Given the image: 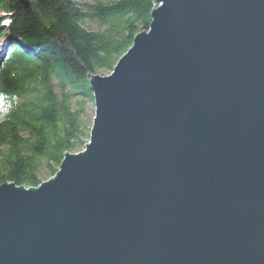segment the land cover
<instances>
[{
  "label": "water",
  "instance_id": "water-1",
  "mask_svg": "<svg viewBox=\"0 0 264 264\" xmlns=\"http://www.w3.org/2000/svg\"><path fill=\"white\" fill-rule=\"evenodd\" d=\"M150 17L88 76L84 148L0 184V264H264V0Z\"/></svg>",
  "mask_w": 264,
  "mask_h": 264
},
{
  "label": "trees",
  "instance_id": "trees-1",
  "mask_svg": "<svg viewBox=\"0 0 264 264\" xmlns=\"http://www.w3.org/2000/svg\"><path fill=\"white\" fill-rule=\"evenodd\" d=\"M25 1L0 0V184L31 187L84 148L94 115L88 76L110 72L148 29L154 0Z\"/></svg>",
  "mask_w": 264,
  "mask_h": 264
},
{
  "label": "rangeland",
  "instance_id": "rangeland-1",
  "mask_svg": "<svg viewBox=\"0 0 264 264\" xmlns=\"http://www.w3.org/2000/svg\"><path fill=\"white\" fill-rule=\"evenodd\" d=\"M76 1H79V2H86V1H92V0H76ZM87 28L89 29H96L97 28V25L93 22V21H86L85 24H84ZM141 31V30H140ZM139 32V31H138ZM137 33V32H136ZM98 74L100 75H107L109 74V71L108 70H99V72H97ZM92 107V110L91 112L94 113V105L92 104L91 105ZM49 178V177H48ZM47 178V179H48ZM46 180V179H45Z\"/></svg>",
  "mask_w": 264,
  "mask_h": 264
},
{
  "label": "snow or ice",
  "instance_id": "snow-or-ice-1",
  "mask_svg": "<svg viewBox=\"0 0 264 264\" xmlns=\"http://www.w3.org/2000/svg\"><path fill=\"white\" fill-rule=\"evenodd\" d=\"M5 24H7L8 23V21L7 20H5V21H3Z\"/></svg>",
  "mask_w": 264,
  "mask_h": 264
}]
</instances>
